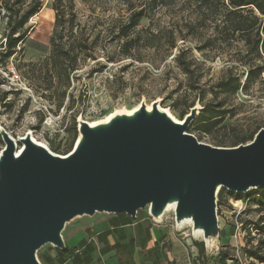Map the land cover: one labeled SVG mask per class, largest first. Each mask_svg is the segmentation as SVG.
Masks as SVG:
<instances>
[{"label": "rangeland", "instance_id": "374dc122", "mask_svg": "<svg viewBox=\"0 0 264 264\" xmlns=\"http://www.w3.org/2000/svg\"><path fill=\"white\" fill-rule=\"evenodd\" d=\"M52 2L41 0V10L25 27L28 34L24 42L15 55L0 62V127L13 139L29 133L56 155L63 156L72 145L77 135L75 120L78 117L93 123L115 113L132 111L141 104L150 107L158 102L160 109L180 121V112L188 113V107L195 105L203 108L212 100L208 91L226 70L236 74L242 84L249 67L264 68V54L257 59L249 54L238 36L232 37L220 28L215 32L213 20L207 14H198L186 0H170L167 7L149 11L130 32V38L136 40L128 57L120 55L116 31L126 23L131 12L143 8L144 0H73L76 14L73 32L84 34L91 44L92 57L79 64L67 83L61 81L46 91L49 79L39 65L49 55L54 21ZM259 18L261 38H264V16ZM2 27L0 21V32ZM2 41L0 38V43ZM172 42L175 47L169 49ZM69 43L77 45L73 39ZM181 50L183 54L177 59ZM181 64L190 66V75L183 73ZM217 102H223L224 109L231 110L234 116L227 115L211 135L188 130L187 133L200 143L231 148L227 146L235 137L264 128V72L246 93L238 91L232 96H219ZM2 148L0 139V151ZM237 195L222 189L218 205L216 199L219 244L214 249H206L203 243L204 256L198 258L196 244L202 239L192 236L188 239L194 264H216L221 246L234 250L227 264H259L244 256L247 246H255L257 240L264 239V233L257 234L252 225H246L261 218L264 225V212L259 213L252 200L259 193ZM112 216L95 214L66 225L62 238L67 249L71 245L67 239L78 228L86 230L87 235L95 224H105ZM156 225L174 231L178 239H183L182 233L190 232L187 226L179 231L174 229L172 212L165 213ZM100 227L94 226L92 230L97 232ZM249 238L251 244L247 245ZM78 239L73 237L72 240ZM55 252L52 247L44 246L37 252V260L41 263L56 259Z\"/></svg>", "mask_w": 264, "mask_h": 264}, {"label": "water", "instance_id": "95a60500", "mask_svg": "<svg viewBox=\"0 0 264 264\" xmlns=\"http://www.w3.org/2000/svg\"><path fill=\"white\" fill-rule=\"evenodd\" d=\"M200 110L177 121L153 102L93 123L78 117L63 156L29 133L16 145L0 127V264H40L36 254L47 245L65 252L62 232L75 219L135 220L145 210L160 224L168 208L176 231L187 226L214 249L219 190L264 189V128L244 145L212 147L187 133Z\"/></svg>", "mask_w": 264, "mask_h": 264}, {"label": "trees", "instance_id": "16d2710c", "mask_svg": "<svg viewBox=\"0 0 264 264\" xmlns=\"http://www.w3.org/2000/svg\"><path fill=\"white\" fill-rule=\"evenodd\" d=\"M86 2L88 0H81ZM197 13L200 15L207 14L213 20L215 32L219 28L230 34L232 37L238 36L239 40L248 48L249 54H254L257 59L264 54V38H261V20L259 16H264V0H186ZM170 5V0H144L143 8L138 11L131 12L126 20V23L121 25L116 31V40L119 44V52L123 57L130 55V50L133 48L132 43L136 40L130 38V32L138 26L142 18L147 17L149 11ZM41 0H0V21L2 22V30L0 38L3 40L0 43V62H6L17 52L19 46L24 42L28 30L26 27L28 21L37 15L41 10ZM132 7V6H129ZM51 10L54 14L53 29L49 39V55L39 67L45 70L48 76L49 86L48 91L54 84H59L61 81L67 83L69 76L74 72L79 64L88 58H91L89 52L92 47L89 46L84 34H74V23L76 14L74 11L73 0H53ZM132 8H129L131 11ZM218 22V24H216ZM75 41L77 45L69 43L70 40ZM67 41V42H66ZM150 47H153L151 44ZM175 43L172 42L169 49H173ZM183 54V50L178 54L177 59ZM181 69L185 75H190V66L182 65ZM263 67L254 65L249 67L244 83L232 74L231 70H226L224 75L216 81L209 89V94L213 97L199 111L198 116L190 124L188 132L193 131L198 134L211 135L212 132L219 127L224 121V118L229 115L234 116L231 110L224 109L223 102L215 103L219 96H232L238 91L247 92L249 87L255 83L264 72ZM193 106L188 107L190 110ZM60 106L57 107L59 110ZM188 114L180 112L179 120ZM76 124V120H75ZM75 124L73 128L75 129ZM261 128H256L248 134H243L235 137L227 147H236L250 142L256 132ZM77 137V135H75ZM66 155L75 142V139ZM223 145L224 143H220ZM222 147V146H221ZM225 147V146H224ZM55 150V149H54ZM54 153H57L53 151ZM258 192L259 195L252 200L256 203L259 213L264 212V189L252 190L247 194ZM237 197H242L240 194ZM217 205L222 199V189L217 194ZM240 199V198H239ZM128 220L132 221L130 218ZM262 218L256 223H248L252 225L257 234L264 233V225ZM251 244L249 238L246 242ZM198 258H203L204 247L202 242L197 243ZM264 239L257 240L255 246H247L244 251V256L254 260L259 264H264ZM57 253L56 263L62 264L70 257V250ZM233 248L230 246H221L216 256V264H227L231 261Z\"/></svg>", "mask_w": 264, "mask_h": 264}, {"label": "crops", "instance_id": "0c3cea01", "mask_svg": "<svg viewBox=\"0 0 264 264\" xmlns=\"http://www.w3.org/2000/svg\"><path fill=\"white\" fill-rule=\"evenodd\" d=\"M135 220L132 222L125 215H113L105 224L94 225H103L99 231L92 230L93 226L87 235L86 230L78 228L74 236L67 239L71 244L68 247L70 257L62 264L195 263L193 250L188 249V240L178 239L174 231L154 224L145 211L138 212ZM92 236L97 241V248L88 242ZM73 237L79 239L73 242ZM40 264L57 263L52 258Z\"/></svg>", "mask_w": 264, "mask_h": 264}, {"label": "built area", "instance_id": "2783aa9c", "mask_svg": "<svg viewBox=\"0 0 264 264\" xmlns=\"http://www.w3.org/2000/svg\"><path fill=\"white\" fill-rule=\"evenodd\" d=\"M173 227H174V226H173ZM174 229H175V228H174ZM189 230H190V228H189ZM182 235H183V236H182L183 239L188 240V239L191 237V231L188 232L187 234L182 233ZM88 242L91 243V244H93V245L97 248V241H96V239H95L94 236L90 237V239H89ZM188 264H189V263H188Z\"/></svg>", "mask_w": 264, "mask_h": 264}, {"label": "bare ground", "instance_id": "6f19581e", "mask_svg": "<svg viewBox=\"0 0 264 264\" xmlns=\"http://www.w3.org/2000/svg\"><path fill=\"white\" fill-rule=\"evenodd\" d=\"M13 140H14L15 144L17 145V139H13ZM36 142H37V141H36ZM169 211L172 212V209H171V208H168L167 211H166V213L169 212Z\"/></svg>", "mask_w": 264, "mask_h": 264}]
</instances>
